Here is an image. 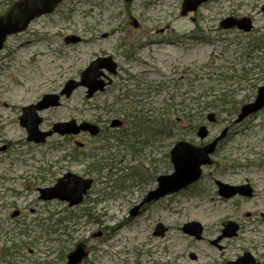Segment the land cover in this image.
Wrapping results in <instances>:
<instances>
[{
    "label": "rangeland",
    "instance_id": "374dc122",
    "mask_svg": "<svg viewBox=\"0 0 264 264\" xmlns=\"http://www.w3.org/2000/svg\"><path fill=\"white\" fill-rule=\"evenodd\" d=\"M16 1L0 0V16ZM183 2L66 0L8 38L0 52V264H66L79 246L88 255L81 264H227L247 252L264 264V110L235 122L264 86V0H209L186 16ZM243 18L249 32L221 27ZM109 57L117 73L101 70L103 92L88 98L79 87L38 112L42 132L76 121L101 133L27 141L23 109ZM224 131L197 183L145 203L158 178L174 173L175 145L204 147ZM67 173L94 180L84 203L41 200L39 190ZM217 182L249 185L253 196L224 199ZM229 221L238 236L214 245ZM192 222L202 240L184 233ZM160 224L163 237L154 235Z\"/></svg>",
    "mask_w": 264,
    "mask_h": 264
},
{
    "label": "water",
    "instance_id": "95a60500",
    "mask_svg": "<svg viewBox=\"0 0 264 264\" xmlns=\"http://www.w3.org/2000/svg\"><path fill=\"white\" fill-rule=\"evenodd\" d=\"M66 0H18L12 4L9 10L0 16V52L3 50L5 43L10 36L25 32L31 23L36 19L52 14L56 8ZM130 2L131 0H126ZM209 0H184L182 5V15L186 16L190 12H196L203 4ZM224 29L237 27L239 30L249 32L252 28V22L248 18L242 20L229 19L221 24ZM69 41V39H67ZM102 69L107 70L111 75H116L117 65L112 58L98 59L83 72L80 82L69 81L60 95H45L36 105H31L23 109L21 117V125L28 132L27 140L36 144H42L54 134L61 136L78 135L82 132H88L95 137L100 133L99 127L92 124L83 123L78 125L76 121L55 124L52 131L42 132L40 125L42 119L38 116L39 111L58 107L62 97H71L73 92L79 87L88 89L87 97L92 98L97 92H103L107 84L100 78L103 76ZM264 109V86L258 90L256 100L253 103L245 105L241 109L236 123L243 122L249 116L255 115ZM210 122H214L212 117ZM224 132L219 138L209 145L198 148L187 142H180L171 151V160L174 166V173L168 176H161L158 179L159 186L155 191L149 193L145 203L158 201L161 198L179 192L182 189L196 183L202 175V168L211 164V155L216 151L218 143L226 136ZM198 136L203 140L208 136L205 127L200 128ZM93 185L92 179H83L73 173H67L58 180L53 188L40 189V199L44 201L59 200L67 202L69 207H75L83 203L84 197L91 190ZM219 194L226 198H232L236 195L251 197L252 191L249 186L231 187L218 183ZM137 210L132 212L136 215ZM239 230L238 225L229 222L225 225V229L221 237L215 244L225 238H233L237 236ZM186 234L196 239H202L203 227L198 223L186 224L183 228ZM166 229L163 225H158L155 236H163ZM87 253L82 246H79L74 252L68 256L67 264H80ZM229 264H259L250 253H246L237 262Z\"/></svg>",
    "mask_w": 264,
    "mask_h": 264
},
{
    "label": "bare ground",
    "instance_id": "6f19581e",
    "mask_svg": "<svg viewBox=\"0 0 264 264\" xmlns=\"http://www.w3.org/2000/svg\"><path fill=\"white\" fill-rule=\"evenodd\" d=\"M142 243V242H141ZM149 248H152V246L151 247H149ZM191 264H199V263H191ZM201 264V263H200Z\"/></svg>",
    "mask_w": 264,
    "mask_h": 264
}]
</instances>
